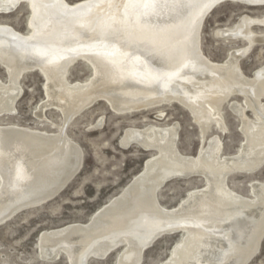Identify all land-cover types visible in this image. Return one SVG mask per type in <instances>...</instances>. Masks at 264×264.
Listing matches in <instances>:
<instances>
[{
  "label": "bare ground",
  "instance_id": "bare-ground-1",
  "mask_svg": "<svg viewBox=\"0 0 264 264\" xmlns=\"http://www.w3.org/2000/svg\"><path fill=\"white\" fill-rule=\"evenodd\" d=\"M225 2L264 7V0H0V15L23 4L30 10L29 34L0 24V66L8 75L7 82L0 80V117L17 115L20 81L35 71L45 79L48 99L36 116L47 121L48 108L63 115L56 133L0 125V226L54 200L78 176L82 150L66 128L94 104L104 101L119 115L179 104L200 129L198 155L180 151L176 122L126 129L123 148L155 154L88 223L39 235L40 258L89 264L117 252L116 264H142L157 241L181 235L161 264H249L264 240V181H248L250 196H244L229 177H252L264 168V68L248 77L240 66L256 46H264V32L254 31L264 27V15H242L233 27L216 30L218 40L245 43L216 63L204 54L201 35L209 14ZM80 60L92 66L93 75L70 82V69ZM225 105L243 135L234 155L223 153L219 135L207 139L213 127L228 131ZM157 118L166 119L165 113L158 111ZM192 178L203 186L178 206L161 204L158 192L165 184Z\"/></svg>",
  "mask_w": 264,
  "mask_h": 264
},
{
  "label": "rangeland",
  "instance_id": "rangeland-1",
  "mask_svg": "<svg viewBox=\"0 0 264 264\" xmlns=\"http://www.w3.org/2000/svg\"><path fill=\"white\" fill-rule=\"evenodd\" d=\"M67 1L76 4L85 0ZM242 15L260 17L264 15V7H246L225 2L209 14L202 29L201 47L211 61L225 62L232 50L244 47L245 43L242 41L226 43L214 36L218 29L233 27ZM29 18L30 10L26 4H23L11 14L0 15V24L9 25L21 33L29 34ZM254 31L264 32V27L256 26ZM240 66L248 77H252L256 71L264 68V46H256L241 60ZM92 75V66L85 60H80L71 67L69 81L84 82ZM0 80L8 81L7 72L2 66H0ZM20 85L23 93L16 103L17 115L0 117V125L17 124L56 133L57 127L63 124V115L58 110L48 108L45 111L47 121L44 122L36 116L40 109L38 107L48 100L42 74L37 71L27 73L21 79ZM235 98L242 102V98ZM158 111H163L166 119L159 120ZM223 114L228 131L223 134L213 127L207 139L219 135L223 142V153L234 155L243 140L239 129L240 121L228 105L224 106ZM248 114L253 118L251 112ZM175 122L179 124L177 142L180 151L185 155H198L201 147L200 129L190 113L179 104H170L159 110L119 115L113 112L106 102L99 101L74 118L67 126L66 134L77 146H81L79 148L82 150L84 164L78 176L54 200L23 211L0 226V264H67L64 257L55 263L45 262L40 258L38 241L41 234L73 223H88L99 209L109 200L117 197L132 179L143 171L144 163L155 153L145 152L135 146L123 148L120 142L126 129L130 127L144 129L150 125L173 126ZM251 180L264 181V168L252 177L231 175L229 184L242 195L250 196L247 183ZM201 186L203 181L199 178L175 180L165 184L158 192L159 200L162 205L172 208L178 206L179 202L187 197L189 191ZM181 239V235L163 237L145 251L142 264H161L166 261L175 244ZM117 254L114 252L103 260L91 259L89 264H116ZM249 264H264V240L259 253Z\"/></svg>",
  "mask_w": 264,
  "mask_h": 264
}]
</instances>
